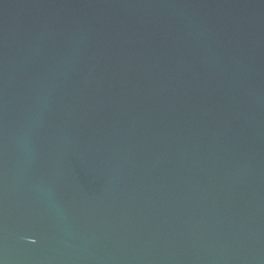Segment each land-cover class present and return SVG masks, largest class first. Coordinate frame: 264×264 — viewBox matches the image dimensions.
<instances>
[{
    "label": "water",
    "instance_id": "95a60500",
    "mask_svg": "<svg viewBox=\"0 0 264 264\" xmlns=\"http://www.w3.org/2000/svg\"><path fill=\"white\" fill-rule=\"evenodd\" d=\"M0 264H264V0H0Z\"/></svg>",
    "mask_w": 264,
    "mask_h": 264
}]
</instances>
